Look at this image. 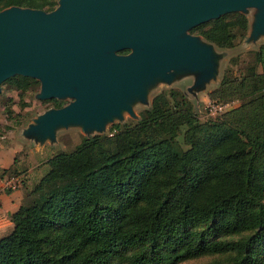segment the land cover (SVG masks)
I'll list each match as a JSON object with an SVG mask.
<instances>
[{
    "label": "trees",
    "instance_id": "obj_1",
    "mask_svg": "<svg viewBox=\"0 0 264 264\" xmlns=\"http://www.w3.org/2000/svg\"><path fill=\"white\" fill-rule=\"evenodd\" d=\"M56 2L0 0V10L48 12ZM247 28L246 16L232 12L189 32L227 49ZM249 53L236 74L229 59L209 92L239 102L219 116L200 121L168 88L136 118L45 158L33 199L9 215L0 264H264V43ZM0 85L21 92L39 82L12 75ZM18 171L13 160L0 175Z\"/></svg>",
    "mask_w": 264,
    "mask_h": 264
},
{
    "label": "water",
    "instance_id": "obj_2",
    "mask_svg": "<svg viewBox=\"0 0 264 264\" xmlns=\"http://www.w3.org/2000/svg\"><path fill=\"white\" fill-rule=\"evenodd\" d=\"M40 9L0 10V83L12 75L39 82L37 98H72L38 114L24 134L40 142L55 130L102 131L132 105L145 103L157 81L214 76V48L188 31L223 14L255 8L251 32H264V0H57ZM129 49L126 55L115 52ZM187 91L189 89L187 88Z\"/></svg>",
    "mask_w": 264,
    "mask_h": 264
},
{
    "label": "rangeland",
    "instance_id": "obj_3",
    "mask_svg": "<svg viewBox=\"0 0 264 264\" xmlns=\"http://www.w3.org/2000/svg\"><path fill=\"white\" fill-rule=\"evenodd\" d=\"M57 6L58 2H56V6L54 8H56ZM256 12L257 10L255 8H246L243 12H240L246 16L248 21V28L246 35L242 39L236 41V44L233 47L227 49H219L211 43L214 48L213 61L215 72L214 76L208 82L201 86L191 88L190 86L193 84L194 80V76L192 74L179 75L175 77L170 83L157 81L154 85L149 88L147 100L145 103H133L132 109L133 112L136 114V117L137 112L140 109L146 108L149 105L150 98L153 94L168 88L178 89L184 94L186 99L192 105V108L196 112L197 117L200 121H203L206 117L219 116L223 112L237 106L239 102L236 98H210L209 92L216 87L222 72L229 64V59L235 57L237 59L236 64H231L228 67L233 73L236 74L238 72L239 67L243 65L242 63H246L251 59V54L249 53V51L255 49L259 44L264 43V32L257 33L255 35L251 32L252 23ZM193 35L197 34L193 33ZM128 52L129 49H123L115 53L117 55H126L128 54ZM187 88L189 89V91H187ZM38 94L39 87L34 90L18 92L9 87L8 85H0V151H5L11 148L18 149L15 151L14 155L16 159H22L25 156V152L28 151L29 148L39 147L37 150L38 152H35V149L30 152L31 159H28L26 162H20V165L15 164V166L17 165V168L19 169V171L15 173L17 174L20 180L19 186L23 184L24 181H26V185L30 186L31 188L37 182V180L40 178V176L45 170V166L42 163L44 161L42 160H44L51 154L59 150H70L75 144H77L81 140L82 137L90 136L92 134L105 133L111 123L121 122L128 118H131L126 112L123 111L121 119L113 118L111 121L106 122L102 131L99 132H96L94 130L83 131L79 126H68L66 128H58L56 129L54 139H52L51 141L45 140L43 142V146H41L40 144H37L40 142V140L35 137L27 136L26 134H24L25 128L32 123V120L38 114L42 113L48 108H52L50 102H48L47 99L42 100L37 98ZM58 100L62 102L63 106L69 101H71L72 98L67 96ZM209 103L221 104L222 108L220 112L209 114L207 111V105ZM17 116H19V119L14 122V119H16ZM38 162V166H36L30 171L26 170V166H35ZM21 166H23V169L21 168ZM4 175L6 176V174ZM209 261L210 257H200L196 259L185 260L183 262H180L179 264H205Z\"/></svg>",
    "mask_w": 264,
    "mask_h": 264
},
{
    "label": "crops",
    "instance_id": "obj_4",
    "mask_svg": "<svg viewBox=\"0 0 264 264\" xmlns=\"http://www.w3.org/2000/svg\"><path fill=\"white\" fill-rule=\"evenodd\" d=\"M46 140H49V139H46ZM44 141L39 142L37 144H40L41 146H43ZM38 148L39 147L29 148V150L25 152V156L22 159H19V158L16 159L14 155L15 151L18 149L11 148L5 151H0V169L7 168L13 162V160H15V164H18V165H20L21 164L20 162L22 161L26 162L28 159H31L30 152H32V150L34 149H35V152H38L37 151ZM38 164L39 162L35 166L33 165L29 167L26 166V170L30 171L36 166H38ZM21 168L23 169V166H21ZM8 177L10 176L0 175V237L4 236L5 234L9 233L12 230V223L9 220V215L13 213L22 204L29 203L34 197V195H31L28 193L30 186L26 185V181H24L23 184H21L18 188L14 190H7L4 187V181Z\"/></svg>",
    "mask_w": 264,
    "mask_h": 264
},
{
    "label": "built area",
    "instance_id": "obj_5",
    "mask_svg": "<svg viewBox=\"0 0 264 264\" xmlns=\"http://www.w3.org/2000/svg\"><path fill=\"white\" fill-rule=\"evenodd\" d=\"M222 106L221 104H218V103H209L207 105V111L209 114H214L216 112H220ZM20 184V180H19V177L16 175V176H10L8 178L5 179L4 181V187L7 189V190H14L16 188H18Z\"/></svg>",
    "mask_w": 264,
    "mask_h": 264
},
{
    "label": "flooded vegetation",
    "instance_id": "obj_6",
    "mask_svg": "<svg viewBox=\"0 0 264 264\" xmlns=\"http://www.w3.org/2000/svg\"><path fill=\"white\" fill-rule=\"evenodd\" d=\"M190 33V32H189Z\"/></svg>",
    "mask_w": 264,
    "mask_h": 264
}]
</instances>
